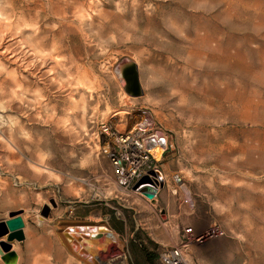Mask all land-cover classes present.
Listing matches in <instances>:
<instances>
[{"label":"rangeland","instance_id":"1","mask_svg":"<svg viewBox=\"0 0 264 264\" xmlns=\"http://www.w3.org/2000/svg\"><path fill=\"white\" fill-rule=\"evenodd\" d=\"M29 47L61 51L64 88L51 61L29 77ZM127 62L139 97L117 79ZM144 111L169 140L155 202L120 187L103 152L104 126ZM11 212L16 264H89L62 237L76 225L116 234L109 264H160L176 246L188 264H264V0H0V222Z\"/></svg>","mask_w":264,"mask_h":264},{"label":"built area","instance_id":"2","mask_svg":"<svg viewBox=\"0 0 264 264\" xmlns=\"http://www.w3.org/2000/svg\"><path fill=\"white\" fill-rule=\"evenodd\" d=\"M142 117L143 119L138 121L131 129L123 131L117 129L113 131L110 127L104 126V133L108 139L103 146V152L116 172L120 187L129 192L143 194L140 188L150 186L155 188L154 197H156L163 187L164 180L158 178V174H161L157 169L160 160L154 158L151 150L158 145L163 148L164 154L168 149L169 140L167 134L154 125L148 112L144 111ZM143 177H148L151 184H145L138 190H133L134 185ZM173 180L176 186L175 191L184 192L181 177L175 176ZM190 232V228L185 230V233ZM159 263L188 264L186 249L176 246L163 250L159 255ZM112 264L127 263L120 254Z\"/></svg>","mask_w":264,"mask_h":264},{"label":"bare ground","instance_id":"3","mask_svg":"<svg viewBox=\"0 0 264 264\" xmlns=\"http://www.w3.org/2000/svg\"><path fill=\"white\" fill-rule=\"evenodd\" d=\"M27 14L30 15L31 19H36V22L34 24L35 26H31L30 28H33L35 34H39L40 26H36L39 21V16H38L39 12H33L29 10ZM29 52H30L29 59H31V63L33 62V64L31 65V69L29 70V73H28L29 77L30 76L35 77L33 75V72L37 70L40 65L43 66L47 64L49 61H51V63L54 65V68H57L56 70H53L54 77L52 78L51 85H57L59 88H64L66 86V84L63 81L58 79L59 76L63 75V70L60 69L63 64V60L59 59L58 57L61 53L60 50H55L52 52H49L46 50L37 51L33 47H29ZM38 70L40 72L39 77L44 76L43 71L41 69H38ZM56 73L58 76H55ZM10 77L12 78V82L14 83L15 86H17L18 89H20L22 84L26 82V79H24L22 76H16L15 73H13V75H10ZM39 80H41L40 83L42 84L46 81V79H41V78ZM45 86H46V83L44 84V87L40 90V93L36 95L35 103L38 105L39 109H42L44 107L46 110L47 107L50 105V99L45 93L46 92ZM19 92L20 91L17 90L16 92L17 96ZM151 153L154 156V158L159 161L161 160V157L163 154V148L157 145L151 150ZM158 178L160 180H164L162 174H158ZM183 190H184L185 195L189 199L190 192L185 185L183 186ZM62 229L65 230L64 232H62V237L64 239V242L67 244V247L69 248V250L72 253H74V256L76 258L78 255L79 258H82L84 261H86L89 264H109L108 262L105 261L107 244L109 242L111 243V242L117 241L116 234L113 231L109 230L105 226H98V225L97 226H91V225L77 226L76 225V226H69V227L65 226ZM10 246L12 249L10 248ZM10 250L17 251L18 246L9 240L8 235H5L0 239V259H1L2 254H5Z\"/></svg>","mask_w":264,"mask_h":264},{"label":"water","instance_id":"4","mask_svg":"<svg viewBox=\"0 0 264 264\" xmlns=\"http://www.w3.org/2000/svg\"><path fill=\"white\" fill-rule=\"evenodd\" d=\"M117 79L119 80L123 91L127 95L131 97H139L143 94L139 80L138 67L134 62H127L120 66L117 69ZM145 184H151L148 177H143L140 179L134 185L133 190H138L142 185ZM140 191L145 197L154 201L155 188L144 186L140 188ZM47 211L48 208H46V214ZM22 227L23 222L19 216V212H11L9 213V219L0 222V238L8 235L10 241H12L14 238L22 240ZM1 259L5 264H16L17 255L12 251H8L7 253L1 255Z\"/></svg>","mask_w":264,"mask_h":264},{"label":"trees","instance_id":"5","mask_svg":"<svg viewBox=\"0 0 264 264\" xmlns=\"http://www.w3.org/2000/svg\"><path fill=\"white\" fill-rule=\"evenodd\" d=\"M145 256H146V258L149 260V261H151L152 260V256L147 252V250H145Z\"/></svg>","mask_w":264,"mask_h":264}]
</instances>
